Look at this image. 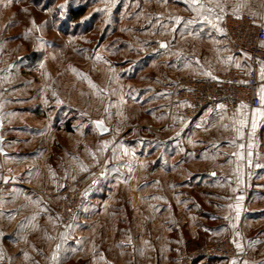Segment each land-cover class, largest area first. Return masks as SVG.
<instances>
[{
    "label": "rangeland",
    "instance_id": "obj_1",
    "mask_svg": "<svg viewBox=\"0 0 264 264\" xmlns=\"http://www.w3.org/2000/svg\"><path fill=\"white\" fill-rule=\"evenodd\" d=\"M122 1L95 0L92 7L90 0H0V121L49 134V158L65 176L58 193L80 179L84 199L104 166L124 168V228L141 220L148 226L152 206L142 198L151 191L143 184L175 180L154 171L218 172L224 188L190 194L194 211L209 218V228L217 226L216 240L195 247L229 240L244 256L218 260L264 264V102L251 112L207 110L185 119L181 105H168L171 85L233 67L217 22L211 41L189 46L187 32L178 29L188 17L169 7L174 0H139L141 16L132 13L138 3L124 0L121 17ZM246 4V12L264 22V0ZM82 6L84 13L73 19L70 10ZM262 91L264 97V85ZM98 121L107 132L100 134ZM83 199L72 220L61 223L64 231L82 214ZM96 225L91 230L102 233L105 222Z\"/></svg>",
    "mask_w": 264,
    "mask_h": 264
},
{
    "label": "crops",
    "instance_id": "obj_2",
    "mask_svg": "<svg viewBox=\"0 0 264 264\" xmlns=\"http://www.w3.org/2000/svg\"><path fill=\"white\" fill-rule=\"evenodd\" d=\"M132 1L127 0V3ZM134 1L138 6L132 12L136 13L133 16H141L145 6L140 7L139 3L143 0ZM246 1L197 0L194 5L192 0H174L168 5L175 13L179 11L188 17L178 24L179 30L187 32L183 36L185 44L203 46L212 40L209 34V30L215 31L212 22H217V27L223 13H247ZM89 3L92 7L97 5L95 0ZM130 8L127 4V13ZM117 12L118 16L124 15V0L118 4ZM154 23L153 19L150 24ZM231 61L233 66L240 63L239 58L231 57ZM262 93L261 90V96ZM205 112L206 109L201 116ZM0 135L5 151L0 154V256L4 254L9 264H178L181 249L193 248L206 239L216 238L217 226L209 228V218L194 211L195 205L190 198L195 189L224 188L216 171H154L157 177L174 176L175 180L143 184V189L151 191L146 199L142 198L152 206L148 226L141 220L124 228L120 207H124V168L109 163L87 186L82 214L77 215L69 231H64L52 209V203L58 198L56 194L62 189L61 182L65 180L57 162L49 158L52 152L48 151L45 138H52L41 131L33 133L14 121L2 122ZM33 138L36 141L31 144ZM42 190L50 196H41ZM99 221L105 222L102 233L91 230L98 227ZM79 225L89 229L79 231ZM128 250L133 256L128 255ZM197 264L231 262L208 259Z\"/></svg>",
    "mask_w": 264,
    "mask_h": 264
},
{
    "label": "built area",
    "instance_id": "obj_3",
    "mask_svg": "<svg viewBox=\"0 0 264 264\" xmlns=\"http://www.w3.org/2000/svg\"><path fill=\"white\" fill-rule=\"evenodd\" d=\"M218 28L227 51L232 57L239 58L240 63L226 72L206 78L186 76L171 85L168 105L171 109L181 105L187 120L196 118L205 109L233 115L240 110L251 112L261 105L264 85L261 78L264 65L263 20L248 13H223ZM84 186L83 181L77 179L56 194L60 198L52 204V208L61 223H68L77 213ZM129 253L132 254L131 251ZM242 256L244 254L238 253L229 240H217L181 249L178 264H197L208 259L233 260ZM0 264H9L4 254L0 256Z\"/></svg>",
    "mask_w": 264,
    "mask_h": 264
},
{
    "label": "water",
    "instance_id": "obj_4",
    "mask_svg": "<svg viewBox=\"0 0 264 264\" xmlns=\"http://www.w3.org/2000/svg\"><path fill=\"white\" fill-rule=\"evenodd\" d=\"M95 126H96L97 130L100 132V134H103V133L107 132V130L105 131L106 128H104L101 123L100 124L96 123ZM0 128H1V121H0ZM2 143H3V138L0 135V154H4L5 153V151H4L3 147H2Z\"/></svg>",
    "mask_w": 264,
    "mask_h": 264
},
{
    "label": "trees",
    "instance_id": "obj_5",
    "mask_svg": "<svg viewBox=\"0 0 264 264\" xmlns=\"http://www.w3.org/2000/svg\"><path fill=\"white\" fill-rule=\"evenodd\" d=\"M85 6H82V8H72V10H70V14L73 17V19H75L76 17H79L80 15H82L85 11ZM204 111V110H203ZM69 128V126H67V129Z\"/></svg>",
    "mask_w": 264,
    "mask_h": 264
},
{
    "label": "snow or ice",
    "instance_id": "obj_6",
    "mask_svg": "<svg viewBox=\"0 0 264 264\" xmlns=\"http://www.w3.org/2000/svg\"><path fill=\"white\" fill-rule=\"evenodd\" d=\"M196 2H197V0H192V3L195 5L196 4ZM162 47L164 46V45H161ZM261 100H262V102H264V97H261ZM101 122H97V124H100ZM253 127H255V121H253ZM105 131H106V129H105Z\"/></svg>",
    "mask_w": 264,
    "mask_h": 264
}]
</instances>
